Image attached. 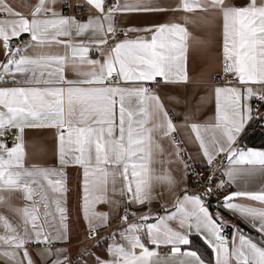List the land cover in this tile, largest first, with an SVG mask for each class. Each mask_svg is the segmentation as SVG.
<instances>
[{
  "label": "snow or ice",
  "instance_id": "6c2138e0",
  "mask_svg": "<svg viewBox=\"0 0 264 264\" xmlns=\"http://www.w3.org/2000/svg\"><path fill=\"white\" fill-rule=\"evenodd\" d=\"M55 3L56 0H38L29 19L0 0V13L10 17L0 19V46L10 55L7 63L0 65V81L7 75L13 85L0 87V190L20 192L29 202L18 210L23 217L22 231L21 226H13L0 217L4 228L11 233L0 236V242L11 249L0 255L14 264H33L25 248L28 243L47 246L46 254L52 255L50 245L67 239L66 209L61 204L66 192L64 172L38 164L25 166V130L55 129L61 169L69 165L83 169L85 219L89 238L95 239L99 228L109 222L107 213H98L94 207L108 202L109 184L113 193L118 191L127 197L129 205H143L154 199V180H166L170 186L176 183L170 176L154 175L152 165L162 152L155 132L171 137L175 155L181 159L182 149L172 136L177 125L160 97L145 87V83L157 87L195 83L187 70L188 54L190 48L195 50L201 42L187 26L190 18L184 24L144 29L151 32L150 37L109 44L118 33L114 23L118 14L167 11L159 0H123V3L114 0L107 9L105 0H86L87 5L100 13L86 22L56 12L49 6ZM197 9L205 13L215 11L221 16L224 71L237 79L244 90L228 86L214 88L217 112L211 147L200 124L185 121L186 126L194 134L209 166L218 154H224L230 165L261 166L259 170L230 169L227 172L230 182L234 183L242 174L252 175L257 171L264 174V151L234 147L250 121L264 119V114L257 115L258 108L247 103L253 99L264 103V92L251 87L252 84L264 86V0H248L244 6L233 5L229 0H181L177 10L194 13ZM88 30L102 37L95 40L73 37L74 32L81 36ZM23 34H28L32 43L13 48L10 41L18 40ZM105 44H109V52L103 62L89 58L90 45ZM57 45L62 46V52L55 51ZM28 47L33 52L26 55ZM69 66L81 79L66 78L65 70ZM181 102L187 107L186 99L177 98L176 103ZM6 135L13 142L11 147L2 139ZM215 187L210 177L203 195H211ZM244 200L258 202L260 206ZM51 205H54L52 211ZM174 208L171 212L165 209L166 215L138 217L140 223L113 235V239L115 235L125 239L128 248L111 244L108 254L113 259L103 261L97 257L94 264H151L158 253L141 242L140 233L157 248L170 246L169 254H177L181 264H205L198 250L181 251V246L191 243L189 234L193 229L204 235L216 255V264H264V247L236 226H232L234 235L229 247V238L223 235L226 222L219 215L214 218L202 195L185 191L177 197ZM222 208L264 235V189L231 192L224 197ZM50 216L57 221L55 225ZM122 219L127 222L128 215ZM149 220L155 222L146 223ZM170 221H176L177 227H171ZM18 250H22V259ZM56 256L52 264H75L59 252Z\"/></svg>",
  "mask_w": 264,
  "mask_h": 264
},
{
  "label": "crops",
  "instance_id": "0c3cea01",
  "mask_svg": "<svg viewBox=\"0 0 264 264\" xmlns=\"http://www.w3.org/2000/svg\"><path fill=\"white\" fill-rule=\"evenodd\" d=\"M15 11L21 12L23 15L31 19V13L34 11L38 4V0H5ZM123 3V0H120ZM229 2L236 6H244L248 0H229ZM159 3L167 8L164 12H151V13H132V14H118L115 18V26L123 27L128 30V35H119L115 39H110L109 44L114 45L119 40H135L137 37H150L151 32L144 31V29L151 28L153 25L181 23L184 24L186 18L188 19L187 26L190 31L197 37L201 44L195 49L189 50L187 70L190 78L195 83L188 84H161L159 87L156 84L148 82L150 91L158 95L161 102L164 104L165 109L173 119V123L177 125V132L173 133L179 141V147L186 149L196 164L206 166V158L199 147L197 141L194 140V134L186 126L185 121L201 125L202 133L206 142L211 147V139L214 129L212 125L216 122V102L214 96V88L224 86L216 83V79L221 73L223 65V21L215 11L205 13L197 9L194 13H186L182 10H177L181 0H159ZM71 10L74 7L81 5L85 10V15L77 19L81 22H86L89 18H95L100 13L86 4V0H69L68 2ZM56 12L63 16L65 15V2L64 0H56L55 4L49 5ZM67 17V16H66ZM10 17L0 13V19H9ZM130 28L140 29L139 31H129ZM73 37L76 40H95L100 39L102 34L94 33L88 30L81 36H76L75 32ZM67 39V38H61ZM23 47L30 45V37L28 34H23L18 39ZM109 44L102 46L90 45L89 58L93 60H100L103 62L104 57L108 55ZM22 47V48H23ZM56 52H62V46H55ZM33 49L28 47L24 54H31ZM9 55L5 54V50L0 46V65L7 63ZM86 69L87 66H82ZM2 71V68H0ZM65 76L69 80H79L81 77L77 76L72 70L71 66L66 68ZM159 79V78H158ZM10 77L5 76L3 81H0V87L13 86L10 82ZM228 87H240L243 92V85H234ZM251 87L257 92H261L262 86L252 84ZM177 98L181 101L187 100V107L183 102L176 103ZM243 102V101H242ZM253 106V100L247 101ZM194 113V115H193ZM264 110L261 109L257 115L263 114ZM250 123V122H249ZM248 123V125H249ZM245 129L247 128V126ZM264 128V125H263ZM206 129V130H205ZM14 131V130H13ZM55 129H26L25 130V166L31 164H38L43 167H51L64 172V180L66 192L61 200L62 206L66 209V241L54 242L50 245L52 255H47V246L28 243L31 247L26 248L27 252L33 261V264H52V261L57 259L56 253L66 255L68 261H74L75 264H94L95 259L99 257L103 261H111L112 256L108 254L109 245L119 243L128 248L127 241L120 235L122 230L127 229L129 225L140 223L138 219L140 216H161L166 215L165 209L169 212L174 211V205L177 197L184 194L185 191L192 195H199L198 192L191 189V177L185 169V162L183 158L175 155V146L170 142L171 137H165L160 131L154 133L156 140L160 143L162 152L156 157V162L152 165L154 175L156 177L170 176L176 183L170 186L166 180L159 179L153 182V195L154 199L150 203L143 205H129L126 196H121L119 192L113 193L112 186L109 184L106 193L108 202H101L95 204V211L98 213H107L109 222L106 226L99 228V237L96 240L89 241L87 237L88 221L85 219L84 213V176L83 169L78 165H69L61 169L57 157V138ZM242 135V133H241ZM238 137L234 147L241 150L264 151L262 147L244 148L239 144ZM222 154L216 156L219 157ZM215 158V159H216ZM214 159V160H215ZM213 160V161H214ZM260 165H230L225 169V174L230 181L227 172L230 169L247 170V169H260ZM232 191L247 190L258 191L264 189V174L257 171L252 175H240L232 183ZM119 183L116 188L119 189ZM171 189V190H170ZM204 202V201H203ZM244 203L252 206L259 207L258 202L244 200ZM29 202L23 198V195L17 191L0 190V217L6 218L13 226L23 225L22 214L18 211L23 209ZM125 207L135 211V215L128 218L127 222L123 221L121 217L122 211ZM207 207V206H206ZM210 213L214 218L219 215L223 217L226 222L223 235H229V247L231 248L233 238V228L236 226L240 231L250 237L253 242L259 246L264 247V235L258 233L246 220L235 214L225 211L223 208H209ZM50 211L54 210V205L50 206ZM43 211V208L41 209ZM53 225L57 223L51 216ZM154 220H149L146 223H153ZM170 226L177 227L176 221H170ZM47 227V226H46ZM251 233L253 236H249ZM11 233L4 228L2 221H0V236L10 235ZM54 234H56L54 232ZM197 234L205 241L204 235L197 233L194 229L189 234ZM141 242L149 248L150 251L155 250L158 255L151 259V264H181V259L177 254L170 255V246L161 245L158 248L148 242V238L144 233H140ZM99 242V243H97ZM208 245V244H207ZM11 250L7 244L0 242V253ZM191 250L186 246H181V251ZM212 250V249H211ZM21 259H22V250ZM139 253V249H136ZM213 253V260L211 263L216 264V255ZM83 256L81 260L80 257ZM184 259H187L186 257ZM0 264H14L12 260L0 255Z\"/></svg>",
  "mask_w": 264,
  "mask_h": 264
},
{
  "label": "built area",
  "instance_id": "2783aa9c",
  "mask_svg": "<svg viewBox=\"0 0 264 264\" xmlns=\"http://www.w3.org/2000/svg\"><path fill=\"white\" fill-rule=\"evenodd\" d=\"M64 2L65 15L67 17H75L76 19H80L85 15V10L83 6L78 5L74 7V10H71L68 4L69 0H64ZM113 2L114 0H105V8L107 9V7ZM116 28L118 29V33L115 38H117L119 35L127 36L129 33L128 30L123 27L118 26ZM10 44L13 48L23 47L22 43L19 40L10 41ZM216 83L224 86H234L239 84L237 79L233 78L230 74L224 71L223 65L221 73L216 79ZM146 87L150 88V85H146ZM261 92H264V86H262ZM262 104L263 103H261L260 101L253 99V107L258 108V112L262 109ZM2 139H4L10 147L12 146L13 142L8 135L3 137ZM181 157L183 158L185 164L188 165L187 172L191 177V189L198 192L199 195L203 196V201L207 207L222 208L224 197L232 191V185L224 172L225 169H227V167L229 166V161L226 159L225 155L222 154L217 157L213 161L211 166H202L196 164L190 154L184 148H182ZM210 177L211 182L216 185V187L214 188L213 193L211 195L205 196L203 195V189L208 185ZM221 182H223V186H220ZM134 213L135 212L133 210L126 207L122 211L121 216L123 217L125 214H127L128 218H130L135 215ZM86 232L89 241L96 240L99 237V231L97 232L95 239H90L88 230H86ZM225 236L229 237L228 234H225ZM25 247L29 248L31 247V245L26 244Z\"/></svg>",
  "mask_w": 264,
  "mask_h": 264
},
{
  "label": "trees",
  "instance_id": "16d2710c",
  "mask_svg": "<svg viewBox=\"0 0 264 264\" xmlns=\"http://www.w3.org/2000/svg\"><path fill=\"white\" fill-rule=\"evenodd\" d=\"M262 109L264 110V103L262 104ZM264 114V113H263ZM263 120L258 119L255 121H250L247 128L242 133L239 144L244 148L262 147L264 148V128ZM249 236H253L251 233ZM255 237V236H253ZM191 243L187 247L191 250H198V254L201 255L205 262L211 263L213 260V253L211 248L207 243L197 234L191 235Z\"/></svg>",
  "mask_w": 264,
  "mask_h": 264
},
{
  "label": "bare ground",
  "instance_id": "6f19581e",
  "mask_svg": "<svg viewBox=\"0 0 264 264\" xmlns=\"http://www.w3.org/2000/svg\"><path fill=\"white\" fill-rule=\"evenodd\" d=\"M126 208V207H125ZM130 209V208H129ZM134 211V210H133ZM135 212V211H134ZM122 217V216H121Z\"/></svg>",
  "mask_w": 264,
  "mask_h": 264
}]
</instances>
